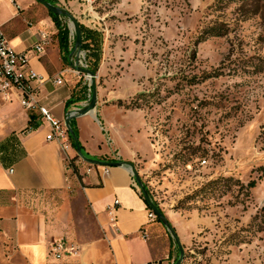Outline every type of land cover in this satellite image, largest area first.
<instances>
[{
	"label": "rangeland",
	"instance_id": "374dc122",
	"mask_svg": "<svg viewBox=\"0 0 264 264\" xmlns=\"http://www.w3.org/2000/svg\"><path fill=\"white\" fill-rule=\"evenodd\" d=\"M16 1L3 32L33 45L50 13ZM63 1L100 35L102 132L178 235L180 264H264V0Z\"/></svg>",
	"mask_w": 264,
	"mask_h": 264
},
{
	"label": "crops",
	"instance_id": "0c3cea01",
	"mask_svg": "<svg viewBox=\"0 0 264 264\" xmlns=\"http://www.w3.org/2000/svg\"><path fill=\"white\" fill-rule=\"evenodd\" d=\"M28 1L27 12H34L36 1ZM12 4L17 1L0 0L1 31L9 24L3 8L16 13ZM45 22L55 60L30 52L37 42L27 46L18 36L8 41L17 52L29 54L32 69L45 81L63 74L64 86L47 82L35 87L41 104L65 122L70 112L86 106L88 94L84 81L70 70L52 18L39 24ZM12 100L0 98V264H168L177 259L168 228L149 220L152 210L133 187L129 167H109L104 174V166L80 159L74 141L67 151L47 141L49 125L22 108L16 96ZM97 108L74 120L83 154L128 163L107 144L99 120L104 114ZM32 123L36 130L27 132ZM54 241L75 245L78 254L55 260L49 254Z\"/></svg>",
	"mask_w": 264,
	"mask_h": 264
},
{
	"label": "built area",
	"instance_id": "2783aa9c",
	"mask_svg": "<svg viewBox=\"0 0 264 264\" xmlns=\"http://www.w3.org/2000/svg\"><path fill=\"white\" fill-rule=\"evenodd\" d=\"M49 39V35L42 32L40 34V39L33 45L30 52L34 53L37 58H42L45 55ZM76 40L74 33L72 31L69 32V66L71 72L77 78L84 81L85 85L88 87V102L85 106L87 107L90 103L92 94V77L89 74L81 72L79 69L91 70V64L86 56V52L76 48ZM47 82H51L56 87H61L65 84L63 74L55 79H48L45 81L32 69L29 54L17 52L8 41L4 32L0 30V98L5 101H13V97L16 96L17 99H19L22 108L30 113H37L41 123H47L49 125L50 131L47 135V141L58 142L62 145L64 151H67L68 148L72 147V140L65 122L55 119L50 110L41 104L39 94L35 87L36 83L44 84ZM80 110L81 109L73 110L68 117L77 114ZM34 130H36V128L29 132H33ZM68 166L70 168L73 166L70 161L68 162ZM103 172L104 174H108L109 167L104 166ZM130 173L133 177V187L141 196H144L132 171H130ZM149 220H158L153 211L149 213ZM78 250V247L67 241H54L49 245V254L57 261L77 255Z\"/></svg>",
	"mask_w": 264,
	"mask_h": 264
},
{
	"label": "water",
	"instance_id": "95a60500",
	"mask_svg": "<svg viewBox=\"0 0 264 264\" xmlns=\"http://www.w3.org/2000/svg\"><path fill=\"white\" fill-rule=\"evenodd\" d=\"M45 9H47V11H49V13H52L53 15L56 16H61V17H68L72 24L73 27L75 29L76 32V48L81 50L82 48V31H81V26L80 23L77 21V19L72 16L70 13H67L64 9L54 6L50 3H48L46 0H37ZM81 72L89 74L92 77V83H91V90H92V94H91V99H90V103L87 107H85L84 109H81L77 114L71 115L69 116L66 121H65V125L66 128L69 132V134L71 135L78 156L80 157L81 160H83L84 162L91 164V165H98V166H105V167H114V166H127L130 168V171H132L133 176L135 177L138 185L140 186V188L142 189L143 195H144V199L146 200V202L148 203L149 207L151 208V210L156 214L157 218L168 228L172 238L176 241L178 249H179V253L181 255L180 260L176 263V264H180V262L183 260L184 258V252L182 249V245L180 243L179 237L176 234V232L174 231L172 225L167 221V219L163 216V214L161 213V211L154 206V204L151 203V201L149 200L148 194L144 188V186L141 183V180L138 176V173L136 171H134L133 167L129 164V163H124L122 161L119 162H109V161H93L92 159L88 160L86 159L87 157L83 154L82 152V148L78 139V136L76 135V133L74 132V130L71 127V122L73 120H75L76 118L80 117V116H84L86 114H89L91 112H93L96 109L97 106V93H96V78H97V73H95L92 70H84V69H79Z\"/></svg>",
	"mask_w": 264,
	"mask_h": 264
},
{
	"label": "trees",
	"instance_id": "16d2710c",
	"mask_svg": "<svg viewBox=\"0 0 264 264\" xmlns=\"http://www.w3.org/2000/svg\"><path fill=\"white\" fill-rule=\"evenodd\" d=\"M48 3L52 4V5H57V0H46ZM50 17L52 18L56 29L59 31V37H60V48L62 53L66 54L67 56L69 55L68 52V36H69V31L65 30V33L63 34V26L61 23V16H56L53 15L52 13H50ZM81 31H82V49L84 51H86L88 53V60L91 63V67L90 69L94 72H97L101 63V59H102V40L100 38V35L97 32L91 31L87 28H85L84 26H81ZM75 121L73 120L71 122V127L74 130V132L76 133V135L78 136V131L76 129L75 126ZM37 128V124L36 123H32L29 128L28 131H31L32 129ZM72 142L73 139L70 136ZM253 185V184H252ZM150 208V207H149ZM159 223H162L159 219H158Z\"/></svg>",
	"mask_w": 264,
	"mask_h": 264
}]
</instances>
